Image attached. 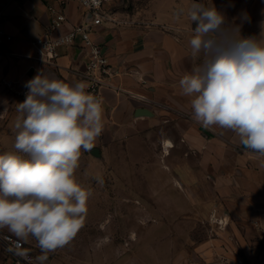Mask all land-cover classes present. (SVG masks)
Listing matches in <instances>:
<instances>
[{
	"label": "crops",
	"instance_id": "crops-1",
	"mask_svg": "<svg viewBox=\"0 0 264 264\" xmlns=\"http://www.w3.org/2000/svg\"><path fill=\"white\" fill-rule=\"evenodd\" d=\"M191 2L154 0L150 7L158 13L144 20H126L111 6L116 22L92 32L93 42L117 72L118 89L102 90L104 129L92 151L82 150L76 171L93 169V186L107 202L133 201L137 207L130 215L135 228L105 225L122 240L134 239L128 246H99L131 252L113 264H232L237 259L264 264V157L250 154L234 132L195 121L191 97L179 86L197 64L189 45L195 22L186 16L177 19ZM202 2L242 25L243 37L260 35L264 0ZM52 9L66 17L53 39L67 36L86 20L79 0H0V29L11 37L0 41V155H23L14 148V124L16 105L26 99L20 93L29 91L27 81L43 72L87 85L82 75L89 48L81 36L59 47V58L47 70L33 45L48 33ZM245 13L248 21H242ZM139 109L153 116L137 118ZM155 228L165 230L162 237L153 233Z\"/></svg>",
	"mask_w": 264,
	"mask_h": 264
},
{
	"label": "clouds",
	"instance_id": "clouds-1",
	"mask_svg": "<svg viewBox=\"0 0 264 264\" xmlns=\"http://www.w3.org/2000/svg\"><path fill=\"white\" fill-rule=\"evenodd\" d=\"M183 16L196 25L189 45L197 64L179 80L194 120L234 132L250 154L264 157V21L258 37H243L242 25L202 0L181 8L177 19ZM25 87L14 124V148L23 155H0V228L34 238L45 264L83 227L92 192L75 172L82 150L92 151L103 132L104 110L84 82L39 72Z\"/></svg>",
	"mask_w": 264,
	"mask_h": 264
},
{
	"label": "rangeland",
	"instance_id": "rangeland-1",
	"mask_svg": "<svg viewBox=\"0 0 264 264\" xmlns=\"http://www.w3.org/2000/svg\"><path fill=\"white\" fill-rule=\"evenodd\" d=\"M153 1L154 0H117L113 5H109L106 8L109 9V7L112 6L113 12L119 11L126 20L135 18L137 20H144L145 18L151 19L156 16V12L158 13V11H154L150 7V3ZM93 173V169L90 171L86 170L83 173L80 171L75 172L77 181L92 192V196L87 203V215L84 219L83 227L74 240L67 246L49 253L45 264H113L115 259H126L128 257L127 254L131 253L127 249H102L99 247L101 244L113 246V243L117 242L125 243V246H128V243L134 240L133 238L122 240L120 235L116 234L113 230H105V225L107 224L109 229L117 225L121 226L123 229L135 228V220L131 219L130 215L131 217L135 215L137 207L133 201H123L124 203H122V200L120 202L113 200L107 202L105 198L97 195L96 192L98 191H96V187L93 186ZM134 188V193L138 192L139 194L140 188L138 186H134ZM126 197H131V194ZM152 227H157V225H153ZM1 233L22 240L34 257L35 264H40L38 257L43 253L34 238L19 237L6 227L0 228V234ZM153 233H155L156 236L159 235L158 238H160L165 233V230H160V228L157 230L155 228ZM163 247L164 246H162L161 249H163ZM150 256L151 255H148V260L154 263L155 259ZM0 257L2 258V264H6V253L1 246Z\"/></svg>",
	"mask_w": 264,
	"mask_h": 264
},
{
	"label": "built area",
	"instance_id": "built-area-1",
	"mask_svg": "<svg viewBox=\"0 0 264 264\" xmlns=\"http://www.w3.org/2000/svg\"><path fill=\"white\" fill-rule=\"evenodd\" d=\"M84 15H90L88 20L82 25L77 26L67 36L59 39H53V33L60 29L65 21L66 17L63 12L52 9V20L48 33L36 41H34V47L41 54V62L43 64L54 65L56 59L59 58L58 48L63 46H69L73 44L77 36H81L84 44L89 48V63L87 65L86 72L82 75L83 80L87 83L86 90L88 93L94 95L98 99L101 92L104 89L117 90L118 87L114 84V79L117 76V72L103 54L102 48L95 44L92 40V32L99 26L106 23H115L114 14L111 10L106 8L109 5H113L117 0H79ZM10 41L11 37L0 29V41ZM54 62H51V61ZM6 86L12 88V82H6ZM27 92H21L20 95L26 98ZM0 246L6 253V264H35L34 257L30 250H28L26 244L11 235L0 234ZM220 264H230L227 261ZM232 264H246L242 259H237Z\"/></svg>",
	"mask_w": 264,
	"mask_h": 264
},
{
	"label": "water",
	"instance_id": "water-1",
	"mask_svg": "<svg viewBox=\"0 0 264 264\" xmlns=\"http://www.w3.org/2000/svg\"><path fill=\"white\" fill-rule=\"evenodd\" d=\"M89 18H90V15L87 16L86 20H88ZM51 62H54V61L52 60ZM44 67L47 70L49 68V64H44ZM152 116H153L152 113L150 111H148L147 109H139L137 114H136L137 118H148V117H152Z\"/></svg>",
	"mask_w": 264,
	"mask_h": 264
}]
</instances>
